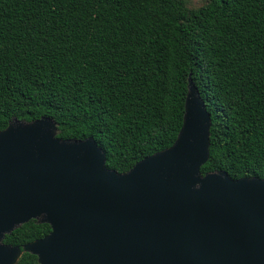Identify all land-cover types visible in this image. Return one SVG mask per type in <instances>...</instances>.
I'll list each match as a JSON object with an SVG mask.
<instances>
[{"label": "trees", "instance_id": "16d2710c", "mask_svg": "<svg viewBox=\"0 0 264 264\" xmlns=\"http://www.w3.org/2000/svg\"><path fill=\"white\" fill-rule=\"evenodd\" d=\"M190 76L213 120L202 172L264 178V0H0V130L51 117L126 172L174 144ZM51 230L32 219L4 242Z\"/></svg>", "mask_w": 264, "mask_h": 264}, {"label": "water", "instance_id": "95a60500", "mask_svg": "<svg viewBox=\"0 0 264 264\" xmlns=\"http://www.w3.org/2000/svg\"><path fill=\"white\" fill-rule=\"evenodd\" d=\"M188 88L174 144L126 172L51 117L0 130V264L24 252L40 264H264V178L202 172L213 120L191 76ZM32 219L51 232L4 242Z\"/></svg>", "mask_w": 264, "mask_h": 264}, {"label": "rangeland", "instance_id": "374dc122", "mask_svg": "<svg viewBox=\"0 0 264 264\" xmlns=\"http://www.w3.org/2000/svg\"><path fill=\"white\" fill-rule=\"evenodd\" d=\"M188 1L190 5L197 7L204 4L207 0H188Z\"/></svg>", "mask_w": 264, "mask_h": 264}]
</instances>
